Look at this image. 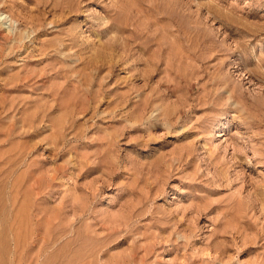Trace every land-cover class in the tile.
<instances>
[{"label": "rangeland", "instance_id": "obj_1", "mask_svg": "<svg viewBox=\"0 0 264 264\" xmlns=\"http://www.w3.org/2000/svg\"><path fill=\"white\" fill-rule=\"evenodd\" d=\"M0 264H264V0H0Z\"/></svg>", "mask_w": 264, "mask_h": 264}, {"label": "bare ground", "instance_id": "obj_2", "mask_svg": "<svg viewBox=\"0 0 264 264\" xmlns=\"http://www.w3.org/2000/svg\"><path fill=\"white\" fill-rule=\"evenodd\" d=\"M226 128V127H225Z\"/></svg>", "mask_w": 264, "mask_h": 264}]
</instances>
